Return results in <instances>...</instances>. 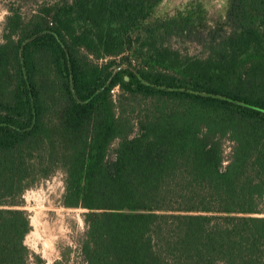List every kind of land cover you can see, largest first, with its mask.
<instances>
[{"label":"trees","instance_id":"trees-1","mask_svg":"<svg viewBox=\"0 0 264 264\" xmlns=\"http://www.w3.org/2000/svg\"><path fill=\"white\" fill-rule=\"evenodd\" d=\"M0 1V264L57 169L87 264H264V0Z\"/></svg>","mask_w":264,"mask_h":264},{"label":"rangeland","instance_id":"rangeland-1","mask_svg":"<svg viewBox=\"0 0 264 264\" xmlns=\"http://www.w3.org/2000/svg\"><path fill=\"white\" fill-rule=\"evenodd\" d=\"M38 0H19L22 2V12L30 17L36 9ZM192 0H163L157 7L156 15L172 14L184 7ZM206 8L211 18L222 16L225 13L228 0H196ZM8 13L5 5L0 1V42L3 23ZM197 47L190 45V50ZM117 97L119 88L112 92ZM136 112L144 107L138 98ZM135 112V113H136ZM225 150L231 148V141L225 139ZM64 173L57 169L51 176L40 179L23 192L21 204L18 208L27 212L31 229L24 238L32 256L30 264H87L81 251L80 244L84 238L85 223L82 214L85 209L69 208L61 204L64 190ZM264 216V204L263 213Z\"/></svg>","mask_w":264,"mask_h":264}]
</instances>
